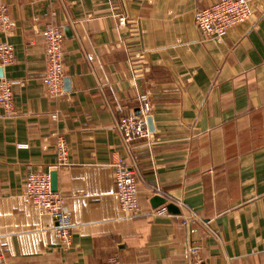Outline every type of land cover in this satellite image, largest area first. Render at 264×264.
<instances>
[{
  "label": "crops",
  "instance_id": "crops-1",
  "mask_svg": "<svg viewBox=\"0 0 264 264\" xmlns=\"http://www.w3.org/2000/svg\"><path fill=\"white\" fill-rule=\"evenodd\" d=\"M2 1L12 29L0 43L15 60L0 67L18 115L0 104V264H264V0L220 40L195 22L215 0ZM49 24L65 33L59 97L43 84ZM142 93L154 142L131 146L118 122L139 113ZM57 136L69 145L63 167ZM119 161L138 178L137 216L115 194ZM35 171H57L68 248L55 217L24 195ZM155 196L166 202L153 207ZM168 203L180 212L157 213Z\"/></svg>",
  "mask_w": 264,
  "mask_h": 264
},
{
  "label": "built area",
  "instance_id": "built-area-1",
  "mask_svg": "<svg viewBox=\"0 0 264 264\" xmlns=\"http://www.w3.org/2000/svg\"><path fill=\"white\" fill-rule=\"evenodd\" d=\"M253 14L250 0H215L206 8L199 9L195 14V22L202 34L209 39L220 40L228 31L241 23L248 21ZM120 24H132L128 16L119 15ZM131 26H135L132 24ZM12 29V19L9 8L0 0V31L8 34ZM139 37V36H138ZM64 31L53 24L43 30L45 47V70L43 84L51 97L65 94L64 81L66 70L64 65ZM132 58V64L142 62L143 52L140 49ZM15 60L14 47L9 42L0 43V63L6 66ZM14 82L4 77L0 78V104L5 108L8 116L18 115L14 107ZM153 109L150 95L142 93L139 96V113H131L120 118L118 128L125 142L132 146L136 140H144L147 145L153 144L152 130L149 117ZM57 118V115H53ZM25 146V145H23ZM69 164V145L63 136H57V167ZM115 194L121 208L129 216L140 214L138 178L135 170L119 161L115 164ZM2 182L0 181V195ZM159 194V192H156ZM26 199L38 207L42 212L55 217L56 232L61 244L68 248L72 245L74 225L72 212L66 204L64 195L52 189V177L46 172H30L24 183ZM166 205L158 208L157 213H167ZM196 252L195 249L192 250ZM3 254L0 248V261ZM193 264V263H190Z\"/></svg>",
  "mask_w": 264,
  "mask_h": 264
},
{
  "label": "water",
  "instance_id": "water-1",
  "mask_svg": "<svg viewBox=\"0 0 264 264\" xmlns=\"http://www.w3.org/2000/svg\"><path fill=\"white\" fill-rule=\"evenodd\" d=\"M1 77H4V69H3V67H0V78ZM149 125H150V128L152 130V120H151L150 117H149ZM51 177H52V189L54 191H57L58 190L57 171L52 172ZM165 202H166V199L161 197V196H155L152 199V205L155 208L158 207L159 205L165 203ZM167 208L173 213L180 212V209L178 208V206L175 203H168L167 204Z\"/></svg>",
  "mask_w": 264,
  "mask_h": 264
}]
</instances>
